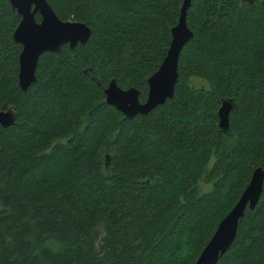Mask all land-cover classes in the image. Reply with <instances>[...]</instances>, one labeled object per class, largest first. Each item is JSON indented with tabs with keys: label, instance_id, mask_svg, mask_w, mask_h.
<instances>
[{
	"label": "trees",
	"instance_id": "1",
	"mask_svg": "<svg viewBox=\"0 0 264 264\" xmlns=\"http://www.w3.org/2000/svg\"><path fill=\"white\" fill-rule=\"evenodd\" d=\"M47 2L91 35L44 52L22 91L19 16L0 0V110L16 115L0 125V264H193L264 169V0H190L174 96L133 118L104 89L145 100L183 0ZM215 264H264V181Z\"/></svg>",
	"mask_w": 264,
	"mask_h": 264
},
{
	"label": "water",
	"instance_id": "2",
	"mask_svg": "<svg viewBox=\"0 0 264 264\" xmlns=\"http://www.w3.org/2000/svg\"><path fill=\"white\" fill-rule=\"evenodd\" d=\"M8 2L19 16L12 37L21 46L18 54V85L22 91H26L36 79L38 59L44 52L58 53L65 44L74 50L78 43L84 44L88 41L91 29L80 21L60 19L47 0H8ZM189 5L190 0H183L178 20L170 28V42L165 56L157 69L147 78L148 91L144 101H140L136 87L122 88L115 79H111L104 89V101L125 117L133 118L138 114H147L174 96L179 57L184 46L193 37V32L186 21ZM36 15L40 16L39 21L36 20ZM234 106V101L226 98L221 101L217 110L218 126L226 133L229 113ZM15 116L12 106L0 110V125L3 127L12 125ZM263 181L264 169L258 166L253 170L247 186L229 212L220 220L193 264H215L228 249L235 237L238 222L244 216L246 209H253L256 206L262 192Z\"/></svg>",
	"mask_w": 264,
	"mask_h": 264
},
{
	"label": "rangeland",
	"instance_id": "3",
	"mask_svg": "<svg viewBox=\"0 0 264 264\" xmlns=\"http://www.w3.org/2000/svg\"><path fill=\"white\" fill-rule=\"evenodd\" d=\"M191 84H193L194 86H197V87H199V86H207V82L205 80H203L201 78H195V77H193L191 79ZM200 188H201L202 191H204V190H207L209 188V186L204 185V184L201 183L200 184Z\"/></svg>",
	"mask_w": 264,
	"mask_h": 264
}]
</instances>
